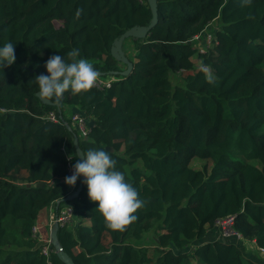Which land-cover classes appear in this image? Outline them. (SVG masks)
I'll return each mask as SVG.
<instances>
[{
    "label": "trees",
    "instance_id": "obj_1",
    "mask_svg": "<svg viewBox=\"0 0 264 264\" xmlns=\"http://www.w3.org/2000/svg\"><path fill=\"white\" fill-rule=\"evenodd\" d=\"M157 14L146 38L122 43L127 77L68 91L56 107L36 97L46 61L79 49L102 77L121 72L110 48L148 26L147 0H0V47L13 43L16 57L0 72V264H48L32 229L50 206L55 215L72 207L57 237L74 264H256L228 238L202 241L233 217V230L264 248V0H157ZM206 31L213 45L200 53L193 38ZM181 72L183 86H173ZM50 112L59 123L44 119ZM74 112L88 122L86 137L71 126ZM75 138L85 154L109 151L145 201L125 230L106 227L86 186L56 204L70 194L62 148L75 164ZM48 259L62 264L54 252Z\"/></svg>",
    "mask_w": 264,
    "mask_h": 264
},
{
    "label": "clouds",
    "instance_id": "obj_2",
    "mask_svg": "<svg viewBox=\"0 0 264 264\" xmlns=\"http://www.w3.org/2000/svg\"><path fill=\"white\" fill-rule=\"evenodd\" d=\"M81 11L77 9L76 18ZM79 56V49H73L67 53L68 60L55 55L46 61L47 75L35 78L42 101L51 102L55 98L58 103L68 91L76 95L86 93L95 86L99 73L88 60L77 59ZM15 58L13 43L8 42L0 47V72L11 66ZM68 159L73 158L69 156ZM81 176L90 201L97 204L95 210L112 231L125 230L137 219L134 214L145 206L138 191L126 182L124 173L116 170V161L105 149L82 153V160H77L72 166V174L65 177L64 183L72 187Z\"/></svg>",
    "mask_w": 264,
    "mask_h": 264
},
{
    "label": "water",
    "instance_id": "obj_3",
    "mask_svg": "<svg viewBox=\"0 0 264 264\" xmlns=\"http://www.w3.org/2000/svg\"><path fill=\"white\" fill-rule=\"evenodd\" d=\"M147 3L149 6V9L151 11L150 23L148 24V26L132 27V28L126 30L117 39H115L113 41L112 46L110 48V54H111L113 59H115L117 62L121 63L122 65H124L125 68L121 72H114V73H110L108 75L127 77L131 73L133 64L125 56V53L122 49V43L125 39H128V38H133V39H144V38H146L149 35L150 31L157 25V23H158L157 0H147ZM98 76H103V75L99 74ZM36 97L45 105H54V106L58 107V104H53L51 102L42 101L41 98L39 97L38 92L36 93ZM58 112H59V114H61L59 109H58ZM65 124L67 125V123H65ZM73 144H74L75 154H76L77 158L79 160H82V153L83 152L80 149V147L78 146V139L77 138L74 139ZM107 150H109V148H107ZM83 180H84V178L81 176L79 184L77 185V188L71 194H69L66 197H64L63 199L57 201L56 204L58 205L62 202L63 203L64 202H71L74 199H76L79 196L80 192L82 191L83 184H84ZM24 185L27 187L30 186V184H28L27 181L24 182ZM43 186H44L43 183H37V184L33 185V187H35V188H39V187H43ZM58 229H59V225L57 222H55L53 224L52 229L49 232V243L53 248V252H54L55 256L57 257V259L62 264H74V262L69 257V255L66 252H64V250L60 246V243H59L58 237H57ZM221 241L225 242L224 239H222Z\"/></svg>",
    "mask_w": 264,
    "mask_h": 264
},
{
    "label": "built area",
    "instance_id": "obj_4",
    "mask_svg": "<svg viewBox=\"0 0 264 264\" xmlns=\"http://www.w3.org/2000/svg\"><path fill=\"white\" fill-rule=\"evenodd\" d=\"M193 39L198 40L199 36H195ZM210 39H211V36L208 35L207 43L210 41ZM114 81H115V76H111V75H107L106 77L98 76L96 84L92 88L98 89V90L109 89ZM44 119L52 123L60 122L59 118L56 116L54 112H50ZM70 121H71L72 128L77 130L81 137L87 136V134L89 133V127H88L89 125L84 115L74 112L70 116ZM62 151L64 153L65 160H66V177H67L72 174V166L74 165V163H73V159L71 160L68 159V157L72 156V154L69 153L68 150L65 149L64 146L62 148ZM77 185H78V179L74 186L69 187L68 185H66L67 188L70 190V194L77 188ZM71 218H72V207L68 206V207L63 208L59 212L58 215L51 217L52 225L50 226V230L52 229L53 224L55 222L58 223L59 227H64L65 225H68L71 222ZM233 220H234L233 217H228L223 220H218L215 222V226L218 228L220 236L222 238L227 239V238L235 237L237 240L244 241L243 237L239 233L233 230ZM32 233L33 235H35L36 233V229L34 227L32 229ZM50 246L51 245L49 243V238H48V241L44 243L41 249L42 254L47 258L48 264H50V261L48 259L49 255L51 252H53ZM259 250L264 255V248H259Z\"/></svg>",
    "mask_w": 264,
    "mask_h": 264
},
{
    "label": "crops",
    "instance_id": "obj_5",
    "mask_svg": "<svg viewBox=\"0 0 264 264\" xmlns=\"http://www.w3.org/2000/svg\"><path fill=\"white\" fill-rule=\"evenodd\" d=\"M61 24V22H59ZM83 186H86L83 184ZM87 187V186H86ZM44 210V211H43ZM39 212L36 220L35 226L38 227V231L36 234V237L39 241L44 243L47 238H49L48 234V223L50 218L52 217L54 211V208L52 206L43 209ZM46 210V211H45ZM222 237L220 236L218 228L215 226L213 228H210L208 232L206 233V236L204 240L202 241L203 244L210 243L214 241L221 240ZM230 241H233L232 243L236 244V246L241 250L243 255L250 261L256 263V264H264V255L260 252L259 248L256 246V244L253 241H240L237 240L235 243V239L228 238Z\"/></svg>",
    "mask_w": 264,
    "mask_h": 264
},
{
    "label": "rangeland",
    "instance_id": "obj_6",
    "mask_svg": "<svg viewBox=\"0 0 264 264\" xmlns=\"http://www.w3.org/2000/svg\"><path fill=\"white\" fill-rule=\"evenodd\" d=\"M55 25L56 26H59L60 25V23L58 22V21H55ZM214 28H218V25L215 23L214 24ZM208 35H210L211 36V33L209 32V31H206L203 35H202V37L201 38H199L198 40H196L197 41V43L195 44V48L197 49V51L198 52H200V53H203L204 52V50L205 49H208L209 47H212V37H211V39H210V41L207 43V36ZM128 50L131 52L132 51V46L131 45H129L128 46ZM128 51V52H129ZM192 61H193V63H194V66H195V68L196 69H198L199 68V60L198 59H196L195 57L192 59ZM125 68V66L123 67L122 66V69H124ZM186 72H181V73H178V74H176V75H174V74H172V75H170V80H171V82H172V85L173 86H183V83H182V79L186 76ZM207 75L208 76H211L212 75V72H211V70L210 69H207ZM72 113H70L69 115H71ZM192 166L194 167V168H197V169H202V167L204 166V164H205V162L204 161H201V160H193L192 161ZM22 175L23 176H25V174H23L22 173ZM66 207H68V206H66ZM69 207H71V206H69ZM65 208V207H64ZM44 209H46V208H44ZM43 210V209H42ZM41 210V211H42ZM44 211V210H43ZM46 211V210H45ZM55 216V212L53 213V215H52V217H54ZM52 224H51V218H50V220H49V223H48V234H49V232H50V226H51ZM34 228L36 229V233H35V235L34 236H36V234H37V231H38V227L37 226H34ZM37 238V237H36ZM48 241V238H47V240H45L44 241V243L45 242H47ZM108 241H109V237L108 236H106L105 237V239L103 240V243H105V244H107L108 243ZM44 243H43V245H44ZM149 244V243H148ZM149 246H151V245H149ZM41 253H42V250H41ZM193 264H195V263H193Z\"/></svg>",
    "mask_w": 264,
    "mask_h": 264
}]
</instances>
